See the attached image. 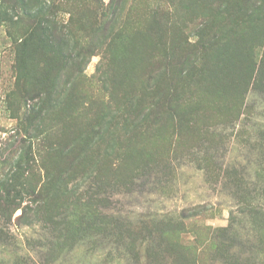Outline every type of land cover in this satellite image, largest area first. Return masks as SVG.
Instances as JSON below:
<instances>
[{
    "label": "rangeland",
    "instance_id": "374dc122",
    "mask_svg": "<svg viewBox=\"0 0 264 264\" xmlns=\"http://www.w3.org/2000/svg\"><path fill=\"white\" fill-rule=\"evenodd\" d=\"M35 1L0 0V172L2 160L15 165L30 148L31 139L23 141L25 117L46 102L32 88L42 66L60 59L58 51L50 58L52 46L38 39L37 48L24 52L27 60L20 59L22 38L41 18L34 14L40 5ZM53 2L59 7L52 16L59 24L58 31L53 25L56 35L69 31L71 50H78L76 39L86 50L98 25L100 39L115 14L121 26L106 39L110 45L102 39L103 48L92 47L89 58L86 52L83 67L73 69L78 79L67 91L69 104L63 109L53 102L54 107L41 112L44 125L32 133L44 130L43 135L57 143L60 121L75 111L66 136L80 129L83 137L98 142L89 147L92 172L80 193L90 199L99 195L100 213L107 212L115 226L122 227L123 236L120 242L101 246V251L92 233L73 251L52 248L41 225L18 223V209L11 220L0 215V264H135L136 250L144 241L140 234L148 236L161 219L181 218L184 212L198 213L174 234L192 247L198 264H224L229 259L227 253H218L222 228L227 230L225 239L235 237L231 252L238 261L264 264V248L251 250L258 235L246 222L251 215L243 212L249 198L264 204V175L258 174L264 167V0ZM69 9L78 16L72 19ZM135 99L151 106L145 120L149 133L129 139L120 129L107 150L108 135H95L98 122L112 107L122 108L126 101L131 105ZM168 106L180 115L181 107L193 111L197 124L184 133L177 155L178 130L163 110ZM41 140L32 139L33 152ZM28 174L26 170L23 177Z\"/></svg>",
    "mask_w": 264,
    "mask_h": 264
},
{
    "label": "trees",
    "instance_id": "16d2710c",
    "mask_svg": "<svg viewBox=\"0 0 264 264\" xmlns=\"http://www.w3.org/2000/svg\"><path fill=\"white\" fill-rule=\"evenodd\" d=\"M35 2H39L40 5L34 14L36 16L40 14L41 18L38 24L33 26L28 34L29 36L22 38L20 59L23 61L27 60L26 51L30 46L37 48L39 46H37L38 41H40V44L52 46H50L53 49V51H50V58L53 57L52 53L54 51L61 52V54H59L60 59L57 62H46L42 66L43 70L38 75L32 88L41 96V99L46 101L44 103L45 106L40 107L36 111L32 109L30 114L25 117L26 123L23 131L26 134H24L23 141H27L28 138L31 141L35 138L36 140L41 138L42 140L38 143L41 146L36 149L38 156L31 149L30 141V148L22 151L21 157L17 159L18 162L15 165H12L13 163L7 159L1 161L0 215L5 220H11L16 211L21 209V213L16 216L18 223L31 227L38 224L41 225L44 230V236L48 238V243L51 244L52 248H66L69 251H73L79 242H82L87 235L92 233L91 236L94 237V243L99 245L97 249L101 251L103 250L101 246L110 242H120V236H123V231L121 230L122 227L115 226L107 212L100 213L98 205L103 206L99 203L103 199H100L99 195L95 199L94 197L90 199L91 195L84 197L80 193V185L89 179V175L92 172L87 162V158L91 154L89 147L93 143L96 144L98 142L89 137H83L80 129H73L72 135L66 136L67 130L73 127L71 126V119H73L72 113L75 111L60 121V125L57 128L60 129V134L54 137L57 143L52 142L51 136H44V130L38 134L32 132L44 125V121L40 117L41 112L43 114L48 107H54L53 102L60 107L63 105V109L67 103L69 104L67 91L74 89V84L76 79H78L77 76L73 75L75 72L73 69L76 66L83 67L82 61L86 58V52H88L89 58V50L92 47L103 48L101 47L102 39L107 44L108 41L106 39L111 35L118 34L121 26L116 20L117 15H113V18L108 20L111 26L105 29L100 39L98 34L101 27L98 25L93 29L94 35L88 41L86 50L82 48L81 43L76 39L75 44L78 50L74 51L68 47L70 43L69 31L62 32L63 35L61 34L60 38L56 35L57 32L55 30L57 29L58 31L59 24L52 16H55V8L58 9L59 7L54 4L53 0H36ZM60 5V7H66L63 4ZM69 10L72 12V9ZM30 13L33 12L30 11ZM73 15L78 16V14L72 12V19H74ZM114 22L117 23L113 27ZM53 25L56 26V29ZM108 45L110 44L108 43ZM25 81L27 82L26 76ZM127 103L128 101L122 108L120 106L112 107L114 109L111 108L110 113L104 115V120L98 122L100 130L96 131L95 135L98 137L108 135L107 137L110 141L107 150L113 148L114 135L120 129L123 130L121 131L123 136L130 135L129 139L136 138L133 134L139 135V132L140 134L144 131L145 134L149 133L150 125L145 120L149 119L151 106H145L143 99H135L131 105L126 106ZM181 108L182 114L180 115L176 114V110L169 106V110L163 107V110L172 116L174 129L178 130V139L174 150L176 155L178 153L177 149L181 147L182 139L186 135L184 133L187 130H189L188 133L192 132V130L197 128L196 121L192 116L194 112H190L188 108ZM130 115H133V117ZM91 124V122L85 123L84 127L90 129ZM145 136L149 137V135ZM156 154L157 152L155 151L150 156L153 158ZM24 164L26 165L24 166ZM26 170H28L29 174L23 177ZM258 174L260 176L264 175V167L258 170ZM22 178H25L26 182L21 183ZM27 179H32V184L27 183ZM246 201L243 212L245 211V213L251 215L249 218L246 217V222L250 224L258 235V238L255 239L256 241L250 243L252 246L251 250L255 253L259 249L262 250L264 248V204L263 202L255 203L250 198ZM197 213L188 214L184 212L181 218L167 216L157 223L155 229L148 230V236H144V233L140 234L143 236L144 243L142 242L136 250L135 264H198L197 255L192 251V247L181 243L179 234H174V231L180 232L179 228L186 226V219ZM230 218L229 228L233 229L234 224H236L234 223V214H231ZM87 228L91 229V231H86ZM219 230L221 232L219 233L220 245L218 253L223 254L224 257L227 253L229 258L224 264H244L246 260L238 261L236 252H231L233 247L231 240L234 241L235 237L225 239L227 230L224 228ZM101 236H104L103 239H101ZM111 236L113 237L110 240ZM245 241L247 242V240ZM240 242L243 244L241 240ZM48 243L43 245L45 249H47ZM133 250L135 251V249Z\"/></svg>",
    "mask_w": 264,
    "mask_h": 264
}]
</instances>
